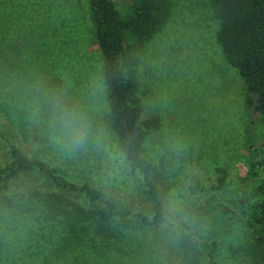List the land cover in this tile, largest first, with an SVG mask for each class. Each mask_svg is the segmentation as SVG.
<instances>
[{
    "label": "rangeland",
    "instance_id": "1",
    "mask_svg": "<svg viewBox=\"0 0 264 264\" xmlns=\"http://www.w3.org/2000/svg\"><path fill=\"white\" fill-rule=\"evenodd\" d=\"M89 1L0 0V165L14 145L28 158L150 213L142 175L129 167L105 121L106 87ZM166 1L171 7L167 22L134 51L136 62L129 67L143 115H156L161 122L146 147L167 222H118L117 238L89 232L73 251H111L116 264H183L176 238L194 198L191 179L209 185L216 168L224 167L227 186L204 193L194 220L217 242L220 264H250L243 223L249 207L264 200L259 190L264 173L239 180L248 162L264 156V128L251 126L244 82L216 41L218 21L209 0ZM56 102L85 117L90 136L83 148L71 150L53 140ZM37 177L23 174L10 194L18 210L0 205V264H47L44 253L57 251L54 238H44L52 223L24 211L15 195ZM223 206L230 211L223 212Z\"/></svg>",
    "mask_w": 264,
    "mask_h": 264
},
{
    "label": "trees",
    "instance_id": "2",
    "mask_svg": "<svg viewBox=\"0 0 264 264\" xmlns=\"http://www.w3.org/2000/svg\"><path fill=\"white\" fill-rule=\"evenodd\" d=\"M123 2L125 5L118 7L115 0H90V21L106 87L105 121L129 167L142 175L150 213L136 210L118 197L106 196L90 183L69 178L42 161L30 159L12 145L9 160L0 165V205L16 209L10 194L16 191L23 174L36 173L35 182L15 195L26 207L24 211L30 210L38 220L52 223L44 238H54L57 251L44 253L47 264H116L117 258L111 251L73 249L80 248L77 244L89 232L103 238H117L118 222L144 226L167 222L146 147L149 133L157 130L161 122L156 115H143L134 71L129 65L136 62L134 51L163 28L171 7L166 0ZM209 3L218 21L216 41L227 63L244 82V107L251 126L259 124L264 128V0H209ZM263 173L264 156L248 162L239 182L258 178ZM227 176L224 167H217L209 185L192 177L189 190L194 198L186 205L176 238L183 264H220L217 242L201 233L194 215L204 193H216L227 186ZM259 190L264 194V186H259ZM256 206L249 207L243 223L246 237L243 247L250 264H264V200ZM222 209L230 211L225 206Z\"/></svg>",
    "mask_w": 264,
    "mask_h": 264
},
{
    "label": "clouds",
    "instance_id": "3",
    "mask_svg": "<svg viewBox=\"0 0 264 264\" xmlns=\"http://www.w3.org/2000/svg\"><path fill=\"white\" fill-rule=\"evenodd\" d=\"M52 136L55 142H64L71 150L85 146L90 136V128L85 117L56 102L53 105Z\"/></svg>",
    "mask_w": 264,
    "mask_h": 264
}]
</instances>
